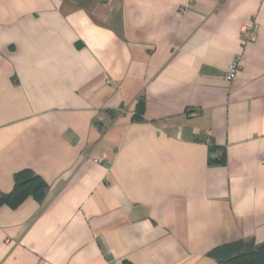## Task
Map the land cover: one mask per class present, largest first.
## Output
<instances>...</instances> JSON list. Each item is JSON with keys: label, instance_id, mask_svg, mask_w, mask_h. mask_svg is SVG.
<instances>
[{"label": "crops", "instance_id": "crops-1", "mask_svg": "<svg viewBox=\"0 0 264 264\" xmlns=\"http://www.w3.org/2000/svg\"><path fill=\"white\" fill-rule=\"evenodd\" d=\"M22 169L47 187L0 206V264L262 243L264 0H0V193Z\"/></svg>", "mask_w": 264, "mask_h": 264}, {"label": "trees", "instance_id": "trees-1", "mask_svg": "<svg viewBox=\"0 0 264 264\" xmlns=\"http://www.w3.org/2000/svg\"><path fill=\"white\" fill-rule=\"evenodd\" d=\"M223 152L212 146L209 152V163H222ZM46 182L29 169L17 171L13 176L12 189L0 193V206L16 208L28 197L41 201L44 198ZM218 264H264V241L260 244L237 241L225 244L212 253Z\"/></svg>", "mask_w": 264, "mask_h": 264}, {"label": "built area", "instance_id": "built-area-1", "mask_svg": "<svg viewBox=\"0 0 264 264\" xmlns=\"http://www.w3.org/2000/svg\"><path fill=\"white\" fill-rule=\"evenodd\" d=\"M258 29V24L255 21H252L251 23L243 26L241 29V42L246 43L252 40L255 36V33ZM241 66V55L238 54L233 57L231 62L229 63L228 69L224 74V78L227 81H231L235 78L239 68ZM97 160H101L98 158Z\"/></svg>", "mask_w": 264, "mask_h": 264}]
</instances>
